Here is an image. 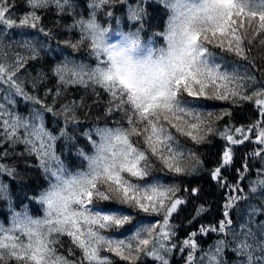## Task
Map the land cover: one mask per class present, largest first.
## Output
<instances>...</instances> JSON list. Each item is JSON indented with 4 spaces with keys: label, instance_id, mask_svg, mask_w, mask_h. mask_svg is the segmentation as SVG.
I'll list each match as a JSON object with an SVG mask.
<instances>
[{
    "label": "trees",
    "instance_id": "1",
    "mask_svg": "<svg viewBox=\"0 0 264 264\" xmlns=\"http://www.w3.org/2000/svg\"><path fill=\"white\" fill-rule=\"evenodd\" d=\"M65 1L61 9L54 6L55 0L38 8L39 23L46 25V32L35 28L40 38L29 28L18 32L17 38L32 41L39 52L49 43L94 66L105 62L104 58L90 57L88 34L94 27L87 31L85 14L77 17L88 9V0ZM121 3L113 0L104 8L122 11ZM140 4L144 34H151L156 45H161L166 16L163 0H140ZM2 6L5 5H0V29L4 32V26H16L3 16ZM5 9H14L11 18L18 21L26 6L23 0H15ZM77 23H84L86 31L77 30ZM235 26L239 40L232 36L230 43H224V32L206 33L198 39L215 55L247 71L252 82L248 91L244 95L231 94L223 89L214 91L196 84L191 88L178 83L176 96L186 109L167 110L175 120L183 115L181 121L174 120L176 123L139 111L130 102H118L100 85L71 86L57 100L53 94L30 95L13 82L11 70L8 76L9 65L0 64V78L21 100L38 107L40 100L44 102L41 108L56 122V132L60 129L56 147L64 155L67 153L68 166L74 169L81 162L102 177L95 186L97 193H76L69 201L74 210L86 217L80 227L71 228L47 215L43 205L32 199L45 192L55 194L58 186L52 176L45 172L39 175V169L32 166L37 156L13 150L0 155L3 179L19 197H31L34 203L30 213L43 223L34 233L27 232L12 213L0 215V264H264L257 261L264 257V214H251L254 209L264 213V112L259 108L264 104V18L242 12L237 14ZM34 59L26 65L47 68L50 77L44 86H56L51 74L54 60ZM69 99L78 102L57 109ZM112 140L130 147L134 157V172L122 170L119 179L103 174L96 160ZM218 161L226 162L232 171L236 164L244 165L226 193L211 187L212 180L221 182L220 171L213 167ZM26 176L32 178L27 187H35L24 188L20 193L14 184L21 185ZM231 194L240 198L227 206L225 202ZM109 208L112 209L108 211ZM221 215H227L231 222L244 218V230L215 229L226 223ZM168 220L175 223L170 225ZM203 222L212 230L193 225ZM257 225L260 230L247 237L251 227Z\"/></svg>",
    "mask_w": 264,
    "mask_h": 264
},
{
    "label": "rangeland",
    "instance_id": "2",
    "mask_svg": "<svg viewBox=\"0 0 264 264\" xmlns=\"http://www.w3.org/2000/svg\"><path fill=\"white\" fill-rule=\"evenodd\" d=\"M50 1L52 0H23L26 10L21 12V19L16 21L11 18L14 9H5L6 5L11 6L15 0H0V5H5L2 6L3 16L8 20L11 19L10 23L13 25L15 23L14 26H16L13 29L11 27L7 29L3 25L6 28L4 32L0 29V64L9 65L8 76L11 70L10 78L13 82L30 95L47 97L53 94L52 97L57 100L62 97V94L65 95L71 86L100 85L110 92L112 99L117 98L118 102H130L139 111L154 114L159 120L160 116H164L163 118L174 121V115H169L171 112L167 110L183 106L182 100L176 96L178 83L191 88L195 84L203 88L215 86L229 88L227 83L225 85L217 81L225 78L237 83V87H230V90H236L239 93L246 92L252 83L247 71L215 55L212 50L204 47L198 38L206 33L228 32L239 40L234 15L248 12L264 16V0H165L164 6L168 10L167 18L169 19L165 23L162 43L158 47L155 46L152 36L142 34L140 0H117V2L122 1V11H114L113 7L104 8L113 0H88V9L79 12L77 17L85 14L87 31L95 27L88 34L91 38L90 57L104 58L105 62L94 66V63L81 61L64 52L60 47L48 43L46 47L40 49L41 54H38V57L42 55L54 60L51 74L55 77L56 86L46 87L44 82L49 77L46 79L47 75L42 70L37 69L35 72L30 69V72H35L33 75L26 69L20 71L21 67L36 56L29 57V55L26 56L27 53L32 55L31 50H38V48L32 41L27 42L17 38V33L26 32L29 28L40 38V33L35 28L46 32V25L39 23L37 10ZM55 1L54 6L58 8L59 5V9L66 5L65 0ZM224 13V17L233 15L229 17V25L225 27L226 20H224L219 21L216 26H210L211 21ZM149 14L153 16V12ZM174 15L178 18L176 21L172 17ZM77 25L75 27L77 30L86 31L84 23H77ZM156 28L158 24L154 26V31ZM120 30L121 33L118 35ZM102 45L103 48H101ZM21 46H26V49ZM16 53L21 55L22 59L25 57V60L17 61ZM202 73H208V76L197 77ZM243 74L247 75L246 80ZM238 79L245 82H238ZM3 95H8L14 105L5 108L4 103L0 102V128H4L7 132L6 141L0 140V155L13 150L34 154L42 160V169L54 178V185L58 186H55L56 195L45 192L38 195V199L35 200L44 206L47 215L55 217L71 228L80 227L86 221V217L74 210L69 201L73 195L75 198L76 193L88 194L92 191L97 193L95 186L101 175L97 176L89 170L75 171L68 166L64 152L56 147L60 131L51 134L48 129L40 130L45 122V110L41 108L44 105L42 100L39 101L41 107L30 104L25 109L24 106L28 104V100H21L15 90L0 78V98H3ZM69 100L62 102L57 109L70 107L78 102V100ZM116 143L117 141L112 140L109 148L96 160L101 165L103 174L119 179L122 170L134 172V157L130 147ZM7 185V181L0 175V186L7 188ZM10 193L15 202L16 218L26 226L24 229L33 233L36 229H41L42 221L31 215L23 198L11 190ZM57 194H60V198ZM20 228L22 229L21 226ZM85 241L89 243L88 239Z\"/></svg>",
    "mask_w": 264,
    "mask_h": 264
},
{
    "label": "bare ground",
    "instance_id": "3",
    "mask_svg": "<svg viewBox=\"0 0 264 264\" xmlns=\"http://www.w3.org/2000/svg\"><path fill=\"white\" fill-rule=\"evenodd\" d=\"M165 7V10H166V16H163V17H165V19H163L164 21H165V23H167V19H169V18H167L168 17V10H167V8H166V6H164ZM158 7H156V8H152V10H155V9H157ZM181 15H183V14H181ZM224 15H225V13L224 14H221V15H219L217 18H216V20H214V21H211V25L210 26H216L217 24H218V22L219 21H224V20H226V25H225V27L227 26V25H229V23H228V20H229V17L232 15H229L228 17H224ZM233 16V15H232ZM173 17V19L176 21L178 18H177V16L176 15H174V16H172ZM237 17V14L236 15H234V18H236ZM162 18V17H161ZM222 18V19H221ZM261 18H264V16L262 17V15H261ZM224 38L222 39V41L224 42V43H230L229 41H230V39L232 38V36L233 35H231V34H227L226 32H224ZM193 41V40H192ZM199 45L197 44V47H198ZM222 46V45H221ZM23 49H26L24 46H21ZM37 48H38V46H37ZM201 50H202V48L201 47H199ZM34 51H31V53H32V55L31 54H29V53H27V55L26 56H28L29 55V57L30 56H34L35 54L36 55H38V54H41L40 52L38 53V52H36V51H38L39 50V48H38V50H36V49H33ZM260 57V56H259ZM15 59L17 60V61H19V59H21V61H23V60H25V57L22 59V56L21 55H19L18 53H16L15 54ZM34 59V58H33ZM47 59V57H43L42 55L40 56V57H37V58H35L34 60L35 61H40V60H46ZM263 59V58H262ZM262 59H261V61H262ZM31 61H32V59L30 60V61H28V62H30L31 63ZM27 62V63H28ZM254 62V61H253ZM255 62L258 64L259 63V61H258V57H256L255 58ZM26 63V64H27ZM24 65V67L26 66V70L27 71H29L30 72V69L32 70V71H35L36 72V70L38 69V70H42V68L40 67V66H37L36 65V67H34V65H31V66H33L34 68H32V67H29V66H27V65ZM257 66V65H256ZM50 68V67H49ZM47 76H46V79L48 78V77H50V75H49V70L47 69V68H43V70H42ZM35 72L34 73H32V72H30V73H32V75L33 74H35ZM194 74V73H193ZM248 74V73H247ZM208 76V73H202V74H198V76L197 77H200V78H204L205 76ZM249 75V74H248ZM243 76H244V78H245V80H246V78H247V75H245V74H243ZM201 80H203V79H201ZM217 81H220L221 83H224L225 85H226V83L228 84L227 86H229V88H226V87H224V86H215L213 89H214V91L215 90H219V89H223V90H227V91H231V94H234L235 92H236V90H234V91H232V90H230V87L232 88V87H234V88H236L237 87V83L236 82H234V81H230V80H226L225 78H221V79H219V80H217ZM239 81H241V82H245L244 80H240V79H238V82ZM248 85V84H247ZM248 91V90H247ZM246 92H244V93H242L243 95L245 94ZM13 100L8 96V95H3V98H0V102H2V103H4V107L6 108V107H11V106H13L14 105V103L12 102ZM30 104H34V103H32V102H28V104L27 105H25L26 107L27 106H29ZM245 104V103H244ZM35 105V104H34ZM257 105V104H256ZM35 106H37V105H35ZM257 106H259V105H257ZM38 107V106H37ZM259 108H261V110H263V112H264V104L263 105H261V106H259ZM178 109H180V110H185L186 109V107L183 105L182 106V108H178ZM182 116L183 115H181V114H179V116L177 117V119L175 120L176 122L179 120V121H181V118H182ZM229 116V114H226V117H228ZM228 119H231L230 118V116H229V118ZM44 120H45V122H44V124L42 125V127H41V129L40 130H43V129H48V131L51 133V134H55L56 133V131H57V128L56 127H58L57 126V124H56V122H52L49 118H48V116H47V114L46 113H44ZM227 120V119H226ZM174 121V122H175ZM223 121H225V120H222V122ZM175 122V123H176ZM59 131H60V129H59ZM34 134V133H33ZM6 138H7V132L5 131V129L4 128H0V140L1 141H6ZM66 155H67V153H66ZM65 155V156H66ZM33 163H32V166L33 167H37L38 169H39V172L41 173V174H39V175H42V174H45L44 173V170L42 169V167H43V162H42V160H40V159H38L37 157H36V159L35 160H33L32 161ZM77 163V162H76ZM79 165H80V167H75L73 170H75V171H79L80 170V172H86V171H92L93 173H95L96 174V172H95V170H94V168H92V167H89V166H85V164L84 163H78ZM240 164V163H239ZM239 164H236L235 165V168H234V171H232L231 170V168H230V166L226 163V162H224V161H218V162H214V164H213V167L214 168H217L219 171H220V179H221V182H215L214 180H212V178H211V187L214 189V190H222V192L224 193V190H225V193H226V191H227V186L230 184V183H232L233 181H234V177H235V175L239 172V168H241V167H244V165L242 164V165H239ZM0 175L3 177V175L0 173ZM217 175L216 174H214L213 175V178H215ZM33 177V176H32ZM26 181L24 182V183H21V185H16V184H14V188L18 191V192H20V193H22V189H24V188H26V189H31L32 187H27V186H30L31 184H32V182H31V180H32V178H30L29 176H26ZM52 183V182H51ZM51 183L49 184V186H51ZM1 188H2V193L0 192V204H3V206H2V208L0 209V215L1 216H5V215H8L9 214V212H10V214L12 213L13 214V216L16 218V210H15V202H14V200H12V197H11V193H10V186L9 185H7V188H4L3 186H0ZM34 187L35 186H33V188H32V190L34 189ZM12 191V190H11ZM14 194H15V192L14 191H12ZM29 194V193H28ZM225 195V194H224ZM38 195H35L34 197H33V199L35 200V199H38ZM23 198V201L24 202H26V205H28V208H29V211L31 212V203H34V201L31 199V197L29 196V197H22ZM239 198H240V195H237V194H231L229 197H227V200H226V202H225V204L228 206V204H233V203H235L236 201H238L239 200ZM36 201V200H35ZM37 202V201H36ZM35 202V203H36ZM44 207V206H43ZM112 208H109V210L108 211H110ZM167 214V213H166ZM251 214H253V215H263L264 213L262 212V211H260L259 209H254L252 212H251ZM219 217H220V215H219ZM221 218H222V220L223 221H225L226 223H224L223 225H221L220 227L218 226V227H215V229H217V230H222V229H225V230H230V229H235V230H237V231H243L244 230V227H245V225H246V223H245V219L244 218H240V219H238L237 221H235V222H231V221H228L229 220V217L227 216V215H225V216H223V215H221ZM256 218V217H255ZM249 221V220H248ZM248 221H247V223H248ZM170 225L171 224H174L175 222L174 221H170V220H168L167 221ZM193 225H195V226H199V227H201L202 225H203V227H205V228H207V229H211L210 228V226L206 223V222H203V223H201V224H193ZM212 230V229H211ZM260 230V228H259V226L257 225V226H252L251 227V230H249L248 231V233L246 234V236L248 237L249 235H252V234H255L256 232H258ZM212 235V234H211ZM210 235V236H211ZM209 236V237H210ZM257 261H259V262H263L264 261V257H261V258H259V259H257Z\"/></svg>",
    "mask_w": 264,
    "mask_h": 264
}]
</instances>
